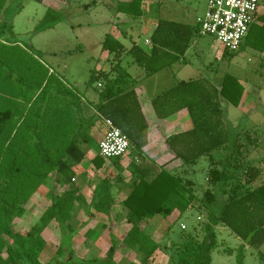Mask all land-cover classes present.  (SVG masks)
<instances>
[{"label": "trees", "instance_id": "16d2710c", "mask_svg": "<svg viewBox=\"0 0 264 264\" xmlns=\"http://www.w3.org/2000/svg\"><path fill=\"white\" fill-rule=\"evenodd\" d=\"M5 2L0 0V14L5 9ZM117 11L140 18L143 16L142 0H129L119 5ZM259 20L262 25L257 30L261 36L255 50L264 52V11ZM62 21L61 12L47 8L34 33L52 29ZM181 26L159 19L151 35L150 51L133 43L126 54L148 75L160 72L178 61L187 49L188 43L171 44L172 29ZM4 34H13L12 25L7 22L0 23V35ZM101 50L112 55L113 62L108 71L90 72L88 84L95 85L97 98L94 103L88 102L94 111L89 117L84 116L79 97L68 89L56 91L58 96L50 97L52 101L35 104L33 109L31 103L36 101L41 86L26 100L23 93L21 96L15 94V87L10 85L3 91L2 82L12 79L2 77L0 70V264H41L39 258L46 247L42 237L44 230L55 222L61 235L68 233L71 239L75 233L71 222L76 204L82 206L89 218L98 215L109 218L112 212L123 211L129 229L122 239V247L124 251L140 254V264H153L152 257L158 249V244L144 231L145 225L160 216L171 220L167 228L170 231L198 202L199 209L206 215L200 228L202 237L198 238L194 228L189 232L180 229L181 242L176 247L174 264H211V253L222 247L216 231L218 226L228 229L245 246L259 249L264 244V182L253 189L248 187L260 175V170L247 159L248 148H257V139L250 130L233 131L225 123L221 103L224 101L237 107L243 94V87L230 74L223 77L219 92L205 89L197 81H182L152 102L156 106L163 99L181 100L180 108L189 113L193 128L165 140L167 148L181 162L178 170L168 171L147 160H141L139 164L130 162L129 184H123L128 192L119 203H115L114 183L104 177L96 183L90 203H76V188L62 194L50 193L51 202L29 231L25 234L14 231V220L23 217L27 202L45 180L51 179L55 185L73 181L74 168L83 163L86 147L92 140L91 130L97 122L110 120L127 137L136 158L147 143V123L132 89V81L123 74L120 66L125 49L107 34ZM40 94L38 96H42ZM5 102L9 106L5 104L4 107ZM45 114L44 122L41 119ZM202 158L208 162L205 175L208 187L199 199L195 167ZM90 162L97 170L106 162L99 156L98 145ZM120 162V158L111 160L117 172L122 169ZM244 179L246 182L242 181ZM116 180L121 182L120 177ZM106 228L102 226V230ZM108 237H111L110 233ZM117 248L111 238L104 260L92 258L82 260L81 264H115ZM61 250L62 247L57 249L58 260L63 256ZM243 250V246L238 249L237 264H243ZM220 251L233 253L229 247H222Z\"/></svg>", "mask_w": 264, "mask_h": 264}, {"label": "rangeland", "instance_id": "374dc122", "mask_svg": "<svg viewBox=\"0 0 264 264\" xmlns=\"http://www.w3.org/2000/svg\"><path fill=\"white\" fill-rule=\"evenodd\" d=\"M150 1L158 2L160 11L167 7L183 11L190 16L197 15L199 17L204 15L208 2V0H144L145 6L143 8L149 9L150 14L157 10V7L149 6L148 2ZM112 2L116 1L112 0ZM104 3L105 0H42L41 3L35 0H6L5 9L0 14V23L7 22L12 25L13 34L0 35V70L2 77L10 76L12 80L2 82L3 91L5 86L10 85L12 88L15 87V94L21 96L23 93L26 96L25 99L28 100L30 99L28 97H33L37 93L36 89L41 86L42 89L39 93L42 96H38L39 93L36 94V101L31 103L33 109L35 104L41 105L44 102L46 104L47 101H52L53 97L58 96L56 91L66 89L76 94L79 99L82 98L88 102L92 98L95 88V85L88 84V80L90 72L99 66L100 42L106 33L113 32L112 22H118L115 8H107ZM47 8L61 12L63 21L52 29L36 34L34 29ZM263 10L264 0L259 7V13ZM127 18L129 21L123 26V30L132 34L136 39L140 38V33L137 34L135 31L139 18ZM257 20L256 18L255 24L250 27V32L242 41L240 49L232 54L227 53L219 56V59H216L214 63L219 74L228 73L238 79L244 87V92L247 93L248 100L242 108L227 103L224 104V108L227 109V125L230 129L233 131L254 130L257 149L251 156V159L254 160L250 162L253 163V166L261 168L262 171L261 177L254 179L255 187L264 182V52L255 50V45L261 36L257 30L259 23V21L256 22ZM107 21H111V23H107ZM131 27L133 31H131ZM202 40L208 44L215 43L214 38L210 36H205ZM217 47H219L220 53L224 54V49L219 45ZM205 51L208 52V50ZM205 58L206 60L209 59L207 56ZM203 59L204 57L198 63ZM16 79L21 82L18 83ZM5 104L7 103H4V107ZM41 120L45 122L46 114ZM100 126L101 122L99 121L92 128V140L86 147L87 161L82 169L81 167L76 168V174H84V182L88 180L87 183L91 188L97 180L108 177L114 183L113 192L117 196V200H120L128 192L124 185H128L130 180L129 163L139 164L141 159L135 158L134 153L129 148L126 154L120 158L122 167L120 172L106 163L99 170L95 169L90 160L96 153ZM178 163L180 165V162ZM172 166L175 167L176 164ZM207 167L208 162L204 160L195 167V180L198 185L196 194L199 199L208 187L205 179ZM117 177H120L121 182H117ZM242 181L246 182V179ZM198 203L187 211L172 226L170 231H167V228L171 220L162 219L160 216H155L145 225L144 231L158 244V249L152 257L151 263L174 264L176 247L181 242L180 229H182V225L185 227L184 231L189 232L194 228L198 238L202 237L200 228L206 220V215L204 211L199 209ZM48 205L49 203H27L25 209L28 214L26 217H22V220H14L12 224L14 231L20 234L27 233ZM82 212V206L76 205L74 225L79 224L78 221H80ZM96 222L91 226H95L100 232L104 231L105 237L102 240L101 238L96 239L95 248L89 251V255L83 252L86 248L84 240L79 237L74 238L72 242L73 251L71 252L69 234L59 236L57 232H53L55 237L49 238L46 234L43 235L46 247L39 258L40 263L81 264L84 258L104 260L112 238L118 247L114 257L115 264H140L142 257L140 254L136 255L134 252L124 251L122 247V239L129 229L125 223L123 211L118 210L113 213L108 222L106 216H100ZM103 225L107 227L104 230H102ZM216 231L222 247L231 248L233 253L231 255L225 254L220 251L222 249L220 247L211 253V264H237L238 249L242 246L244 247L242 251L243 264H264V257H260V255L264 256V244L259 249L250 248L233 236L225 227L218 226ZM108 233L111 237L107 236ZM59 242L62 243L61 254L63 256L58 260Z\"/></svg>", "mask_w": 264, "mask_h": 264}, {"label": "crops", "instance_id": "0c3cea01", "mask_svg": "<svg viewBox=\"0 0 264 264\" xmlns=\"http://www.w3.org/2000/svg\"><path fill=\"white\" fill-rule=\"evenodd\" d=\"M115 1L116 2L105 0L104 3L105 7L107 8H115L117 12L116 19L118 20V22L116 23L112 22L113 32L106 33L105 35L107 34L112 35L115 39H117L120 42V44L125 49V53L120 58V66L123 74H125L132 81V89L134 90L137 96L142 114L147 123V132H146L147 143L142 149V153L140 157H137V159L152 161L157 166H164V169L168 171L178 170V168L181 165V162L175 159L173 152L170 151L169 148H167V146L165 145V140L168 139L169 137L189 132L193 128V124L190 119L189 113L187 109L180 108V106L182 105L181 100L177 101L175 99H163L162 101L156 103V106H153L152 102L182 81L183 82L197 81L202 85L203 88L213 89L216 92H219L223 77L228 73L219 74L218 69L214 67V63L216 59H219V56H223L227 53L225 52V49L217 41L214 40L215 43L208 44L206 43V41L202 40V38L205 37L198 35V33L196 32L195 22L196 19L201 18L202 16L200 17L197 15L190 16L189 14H186L183 11L181 12L167 7H165L163 11H160L159 8L160 4L158 2H152V1L148 2L149 6L153 8L157 7V10L152 11V13L150 14L151 11L148 12L149 9L145 10L143 8V6H145L144 4L145 2L144 0H142L143 16L139 18L138 25L135 30L137 31L136 32L137 34L140 33V38L136 39L133 37L132 34L127 33L126 31L123 30V26L125 24H128L129 20L127 17L129 16H126L125 14H121L117 11V7L119 5H123L127 3L129 0H115ZM262 2L263 0L261 1V4ZM263 11L258 13L257 16L258 20L256 22L259 21V23L257 24L258 27L262 25L261 21L259 20V17L262 15ZM159 19L169 22H174L180 26L182 25L181 27L172 29L171 44L174 43L173 45H175V42L176 44L178 43L180 45L188 43V46L183 56H181L178 61L172 63L171 65L167 66L166 68H164L163 70H161L156 74L148 75L144 69L138 67L133 62V59L128 54H126V52L128 51V49L131 48L133 43L138 44L143 50L149 52L151 49V43H150L151 35L154 32L157 21ZM107 23H111V21H107ZM254 24L255 21L251 26H253ZM131 31H133L132 27H131ZM105 35L103 36V39L100 42V58L98 59L99 66H97V68L94 69L93 71H108L112 65L113 62L112 55H108L107 53L101 50V45L105 38ZM145 41H148V43H146ZM217 45L221 46L224 49L223 50L224 54L222 52L220 53V50L218 49L219 47H217ZM205 50H208V52L206 53ZM205 56H207L209 59L206 60ZM203 57L204 59L200 63H198V61ZM212 58L213 61H211ZM1 93H2L1 94L2 97H5L3 95L4 93L3 92ZM96 98L97 97L93 92L92 98H90L88 102L94 103L96 101ZM80 100H81L80 104L84 116L85 117L91 116L94 113L93 109L90 107L87 101H85L82 98ZM247 100H248L247 93L244 92V87H243V94L240 103L237 107L242 108L243 104H246ZM224 104L225 102L223 101L221 103V108L224 109L225 123H227L228 114H227V109L224 108ZM161 115H168V116L165 118H160ZM104 130H105V125L103 122H101V126L98 132L99 134L98 141L102 138ZM247 130H251V132H253L254 134L253 129H247ZM242 140L243 138L241 139V142ZM256 149L257 148L254 147L248 148L247 159L249 161L254 160L253 158L251 159V156ZM202 160H205V158H202ZM86 161L87 160L85 157L83 163L74 168L75 176L71 183L55 185L51 181V179H47L37 188V190L35 191L33 196H31V198L27 203H50L51 202L49 196L50 193L54 192L55 194H62L65 190H72L74 188H76L78 191V195H77L78 201L76 203H90L93 189L95 188V185L98 182V180L96 183H94V185L91 188V186L87 183L88 180L84 182L83 179L84 174L82 173L76 174V168L81 167L82 169V166H84ZM178 162H180V165ZM105 163L111 165V161H106ZM175 164L176 166L173 167L172 165ZM257 168L260 170V175L258 177H261V173H262L261 168L259 167ZM48 176L50 177L51 173H49ZM254 182L255 180H253L248 185V187L251 189L256 188ZM87 184L90 186L89 189ZM87 190H89V192H87ZM121 200H123V198L117 200V196H115V201H116L115 203H119ZM115 212L116 211L112 212L111 215H113V213ZM83 213L84 212H82L80 221H78L79 224L74 225V221L71 222V227L73 228L75 233L70 240V249L72 252L73 251L72 242L74 238L79 237L80 239L84 240V242H86L85 243L86 248H84L83 251L84 254L89 255V251L95 248L96 239L101 238L102 240L105 237L104 231L103 232L98 231V229L95 226H91V224L97 223L96 222L97 219H99L100 216H104V215H98L95 218H89ZM27 214L28 212L26 210L25 214L23 215V218L26 217ZM23 218H21V220ZM106 218L108 222L111 216L109 218L108 217ZM53 232L55 233L57 232L59 236L61 235L59 231V227L55 222H52L44 230L42 237L45 234L49 238L55 237V233L52 234ZM61 245L62 243L59 242L58 248H60ZM89 259L90 258L88 259L84 258L83 260H89Z\"/></svg>", "mask_w": 264, "mask_h": 264}, {"label": "built area", "instance_id": "2783aa9c", "mask_svg": "<svg viewBox=\"0 0 264 264\" xmlns=\"http://www.w3.org/2000/svg\"><path fill=\"white\" fill-rule=\"evenodd\" d=\"M261 1L208 0L204 15L195 22L198 34L214 38L231 53L237 52L258 16ZM103 123L105 130L98 141L99 156L106 161L121 158L129 149L127 137L110 120L105 119Z\"/></svg>", "mask_w": 264, "mask_h": 264}]
</instances>
